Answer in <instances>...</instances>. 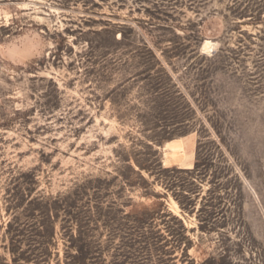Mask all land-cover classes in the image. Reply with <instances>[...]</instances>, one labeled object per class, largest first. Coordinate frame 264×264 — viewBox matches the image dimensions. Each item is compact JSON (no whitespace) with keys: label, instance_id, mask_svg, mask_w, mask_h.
Instances as JSON below:
<instances>
[{"label":"rangeland","instance_id":"rangeland-1","mask_svg":"<svg viewBox=\"0 0 264 264\" xmlns=\"http://www.w3.org/2000/svg\"><path fill=\"white\" fill-rule=\"evenodd\" d=\"M0 264H264V0H0Z\"/></svg>","mask_w":264,"mask_h":264},{"label":"crops","instance_id":"crops-1","mask_svg":"<svg viewBox=\"0 0 264 264\" xmlns=\"http://www.w3.org/2000/svg\"><path fill=\"white\" fill-rule=\"evenodd\" d=\"M190 138H193L194 142H195V150H194V157L193 159L191 160V163H192V166L194 167L195 164H196V156H197V153H196V139L194 137V135H190V136H187V137H184V138H181V140H187V139H190ZM177 139L172 140V141H169L165 144L164 146V164L166 167L168 168H171V167H179V168H183V169H191L190 167L186 166V167H182L180 164L178 163H174V164H170L169 163V153L172 151L171 148L168 146V144H173V142H176Z\"/></svg>","mask_w":264,"mask_h":264},{"label":"bare ground","instance_id":"bare-ground-1","mask_svg":"<svg viewBox=\"0 0 264 264\" xmlns=\"http://www.w3.org/2000/svg\"><path fill=\"white\" fill-rule=\"evenodd\" d=\"M206 46H207L208 48H211L212 43L209 42V41H207V42H206ZM179 144H180V143H179ZM168 145H169V144H168ZM176 146H178V144H177ZM180 146H181V144H180ZM185 155H186V154H185ZM185 155H184V156H185ZM186 156H187V155H186ZM187 160H188V159L185 157V161L183 162L184 165H188V164H187Z\"/></svg>","mask_w":264,"mask_h":264},{"label":"trees","instance_id":"trees-1","mask_svg":"<svg viewBox=\"0 0 264 264\" xmlns=\"http://www.w3.org/2000/svg\"><path fill=\"white\" fill-rule=\"evenodd\" d=\"M153 219H154V218H153ZM153 219H151L150 221H153V222H154L155 220H153ZM142 223H143L144 225H150V223H145V220H144ZM86 261L89 262L90 259H85V260H84V263H85Z\"/></svg>","mask_w":264,"mask_h":264}]
</instances>
